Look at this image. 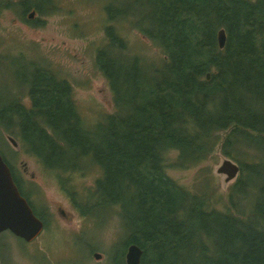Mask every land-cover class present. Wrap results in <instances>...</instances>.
<instances>
[{"label": "trees", "instance_id": "trees-1", "mask_svg": "<svg viewBox=\"0 0 264 264\" xmlns=\"http://www.w3.org/2000/svg\"><path fill=\"white\" fill-rule=\"evenodd\" d=\"M132 3L130 10L108 2L106 19L132 17L164 58L148 71L137 55L125 61L123 41L106 25L95 64L107 80L112 113L86 127L69 83L33 64L19 82L29 85L31 106L25 109L16 93L3 99L0 128L50 170H75L83 159L99 166L78 211L85 197L118 207L123 234L109 264H125L130 242L142 251L140 264H264V0ZM216 144L237 155L227 209L206 206L163 171L164 150H177L173 165L186 168ZM243 145L254 150L249 161Z\"/></svg>", "mask_w": 264, "mask_h": 264}, {"label": "rangeland", "instance_id": "rangeland-1", "mask_svg": "<svg viewBox=\"0 0 264 264\" xmlns=\"http://www.w3.org/2000/svg\"><path fill=\"white\" fill-rule=\"evenodd\" d=\"M37 1L33 23L21 22L19 6L0 8V102L11 95L10 91L20 94L21 79L30 74L33 64L40 65L69 83L77 112L89 127L115 108L107 80L95 64L96 51L106 43V25H112L123 41L125 61L137 55L148 71L149 64L159 65L164 58L161 47L132 24L131 16L106 19L104 6L115 0ZM117 1L132 10V0ZM7 134L0 130V156L12 165L15 174L22 173L21 188L45 226L31 242L16 238L8 230L1 231L0 264H109L111 249L113 245L118 247L123 234L118 207L100 205L98 200L85 197L78 211L80 198L101 174L99 166L83 159L76 161L82 164L78 169L50 170L21 146L14 151ZM11 138L19 142L17 135ZM239 151L247 161L254 153L246 145ZM176 153L173 148L162 153L164 173L199 201H206V206L227 209V192L238 173L224 181L225 176L216 168L226 157L235 161L233 151L231 156L224 155L216 144L201 161L186 168L173 165ZM94 251L100 253L98 258L92 257Z\"/></svg>", "mask_w": 264, "mask_h": 264}, {"label": "water", "instance_id": "water-1", "mask_svg": "<svg viewBox=\"0 0 264 264\" xmlns=\"http://www.w3.org/2000/svg\"><path fill=\"white\" fill-rule=\"evenodd\" d=\"M31 16V12L27 14ZM216 39L219 48L223 46L225 34L223 28L217 30ZM208 77V74H205ZM7 139L15 144V141L10 135ZM0 156V232L8 230L16 238H21L24 241L31 242L35 236L40 234L43 229V222L39 217L32 212L25 197L19 192L15 186L9 167ZM238 165L230 158L222 159L221 163L217 166L216 171L223 173L224 181H227L238 173ZM126 246V245H125ZM140 247L130 242L124 251L125 264H140L141 256ZM100 253L94 251L93 258H98Z\"/></svg>", "mask_w": 264, "mask_h": 264}, {"label": "flooded vegetation", "instance_id": "flooded-vegetation-1", "mask_svg": "<svg viewBox=\"0 0 264 264\" xmlns=\"http://www.w3.org/2000/svg\"><path fill=\"white\" fill-rule=\"evenodd\" d=\"M22 1L24 0H0V8H7L9 6H12V5H16V6H19V5H22ZM39 4V1L37 0H33L32 2L29 1V3L27 4V6L23 7L22 9H20V19H21V22H24V23H30V22H34L35 21V12L38 11L37 10V5ZM31 12V16H28L27 14ZM51 70V69H50ZM40 81H43V82H46L48 81L47 79H40ZM20 87H22V91L20 94H16V97H17V102H19L21 105H23V107L26 109V108H29L31 106V96H30V89L29 88V85L26 83V82H21L19 84ZM11 89V88H10ZM11 94H13L11 91H10ZM9 97V96H8ZM7 97V98H8ZM0 130H2L0 128ZM4 132V130H2ZM8 136V134L6 135V137ZM7 139V138H6ZM9 140V139H8ZM9 143L12 145V147L14 148L13 150L15 151L16 149L18 150L19 146H21L20 142H17L15 141V144L13 145L11 141H9ZM4 160V159H3ZM9 167V170H10V173L12 176V179H13V182L15 184V186L17 187V189L19 190V192L21 193V191L23 190V188H21V182H20V179L22 178L21 177V174L22 173H19V174H15L14 173V170L12 168V165L9 164L8 161H5ZM23 172H26V167L25 165L23 164ZM33 174V173H31ZM30 174V175H31ZM59 213L61 215H63L65 218L67 217V214L63 211V209H61L60 207H58V210ZM42 221V220H41ZM42 231V230H41Z\"/></svg>", "mask_w": 264, "mask_h": 264}]
</instances>
